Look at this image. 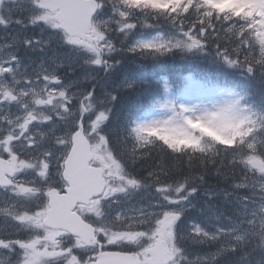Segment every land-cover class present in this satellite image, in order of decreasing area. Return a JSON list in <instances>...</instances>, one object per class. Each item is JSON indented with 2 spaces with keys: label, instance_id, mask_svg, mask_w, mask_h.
I'll return each mask as SVG.
<instances>
[{
  "label": "snow or ice",
  "instance_id": "1",
  "mask_svg": "<svg viewBox=\"0 0 264 264\" xmlns=\"http://www.w3.org/2000/svg\"><path fill=\"white\" fill-rule=\"evenodd\" d=\"M134 13L166 19L177 38L130 52L195 50L264 77V0H0V264L264 258V114L239 100L198 115L181 107L117 141L115 94L102 99L94 76L66 79L81 68L106 73L113 35L151 26ZM209 174L231 191L207 186ZM220 194L229 228L180 231L198 195L207 205ZM185 240L214 250L190 256Z\"/></svg>",
  "mask_w": 264,
  "mask_h": 264
},
{
  "label": "trees",
  "instance_id": "2",
  "mask_svg": "<svg viewBox=\"0 0 264 264\" xmlns=\"http://www.w3.org/2000/svg\"><path fill=\"white\" fill-rule=\"evenodd\" d=\"M147 15L151 16L150 14ZM157 19L160 20L162 18L157 17ZM185 55H186V51L182 53L180 57L178 56L176 57L175 54H168L165 63L161 64L162 71L165 74H167V76L169 77L170 82L172 83L173 90L185 89L186 87L185 78L189 73H191L204 86L215 85V86H221L225 89H233L237 92H240L241 97L239 101L241 107H248L254 112H257L259 114H264V77L260 76L259 74L255 76H248L242 73L239 69L229 67L221 62H217L210 55L205 53H200L195 50L191 51L187 58ZM113 82L115 83L116 80H113ZM111 90L116 91L114 92V94L116 95V99L115 101H113V105H111L112 113L110 120L115 121L116 119L115 115L118 113L116 108L120 106L123 101H126L125 105L123 106L125 107V109H123V112L120 114V117L122 121L129 122L130 120L128 117L132 116V107L130 100L126 99L125 94H131L132 90L128 89L125 91V93L124 91L119 90V88H117L116 90L115 89H111ZM124 110L128 118L127 120L123 119L122 116ZM150 111L151 109H148L146 112H150ZM134 112L138 114L136 110H134ZM119 136L120 133L118 132L114 134V137L117 141L119 140ZM206 181H207V186H216L214 188L215 191H219L220 188H225V190L228 189V191H231L230 188L222 184L217 177L211 174H209L206 177ZM241 194H246V193H241ZM223 202L224 201L222 196H218L214 200H212V203L215 206H219V207L223 206L222 204ZM224 209H226V206H224ZM221 212L222 210H220L218 213ZM183 245L186 247L188 254H190L191 248L194 247L186 243H183ZM251 259L253 261V264H264V258L262 257L255 256ZM216 264H247V261L240 260L238 256L228 255V256H222L216 262Z\"/></svg>",
  "mask_w": 264,
  "mask_h": 264
},
{
  "label": "rangeland",
  "instance_id": "3",
  "mask_svg": "<svg viewBox=\"0 0 264 264\" xmlns=\"http://www.w3.org/2000/svg\"><path fill=\"white\" fill-rule=\"evenodd\" d=\"M106 18H107V16L104 17V19H106ZM157 37H163V36H161L160 34L156 35L154 38H143V36H140V39L141 40H152V39H155ZM164 39H170V38L166 37ZM136 70H137V72H141V69L137 68ZM119 71H120V73H118V76L125 72V74H122L123 78H127L129 76V72L130 73H136L133 67L131 69H129V67L126 65L122 66V68ZM101 88L106 89V87H104L102 85H101ZM235 98H236V95L233 91H226L224 89H218V88L203 90L199 87V85L190 81L188 92L186 94V97L183 99V102H181V104L186 109L188 108L187 109L188 114L198 115V114H202V113L207 112V111H213L217 107H220V106L224 105L225 103H229V102L234 101ZM168 102L165 103V105L162 106V108H160V110L157 111L155 114L151 115L150 117L146 118L145 120H141L139 122V124L151 123L154 121L155 122H162V121L168 120L170 118H174L175 113H174L173 109H175V108L172 106V101L170 103H168ZM205 127H207V126H205ZM208 129H210V128H208ZM210 130H212V129H210ZM212 131H214V130H212ZM221 196H222V194H221ZM196 203H197V208L194 210L197 211L199 214H206L209 210H213V208H214V212L210 215V217L213 218L214 224H210V223L207 224L206 229L208 231H215V229L218 227L219 228H229L231 226L229 220L227 219V217L231 214V207L229 206V209H227V204H228L227 202L222 203L223 206H226V209L222 208V206H220L218 208L217 206L211 205L210 201H208L207 205H206L204 197L201 199H196ZM197 209H202L203 211H198ZM216 209L222 210V211L224 209V212H223L224 220H222V218L217 217V213L215 212ZM197 219H199V218L197 217ZM189 224H197V223H195L193 220H189V222H186V224H184L180 228V231L183 233V231L187 228V226ZM205 254H208V253H196V254H194V256L205 255ZM191 256H193V255L191 254Z\"/></svg>",
  "mask_w": 264,
  "mask_h": 264
},
{
  "label": "bare ground",
  "instance_id": "4",
  "mask_svg": "<svg viewBox=\"0 0 264 264\" xmlns=\"http://www.w3.org/2000/svg\"><path fill=\"white\" fill-rule=\"evenodd\" d=\"M118 73H120V71H117V72H115L110 78H109V80L107 81V82H105V83H103L102 84V86H104V87H108V88H110V89H117V88H119V90H121V89H123V88H125V82H126V79L125 78H123V77H118L117 75H118ZM122 74H125V72L124 73H122ZM116 80V82L114 83L113 82V80ZM90 85L86 82V83H84L83 85H81L80 87H84V88H87V87H89ZM129 88H125V91L126 90H128ZM104 93H101L100 94V96L101 97H104V95H103ZM228 190V189H227ZM226 190V191H227ZM217 192H219V191H217ZM221 195V194H220ZM222 208H224V206H222ZM191 217L192 218H197L195 215H191Z\"/></svg>",
  "mask_w": 264,
  "mask_h": 264
},
{
  "label": "clouds",
  "instance_id": "5",
  "mask_svg": "<svg viewBox=\"0 0 264 264\" xmlns=\"http://www.w3.org/2000/svg\"><path fill=\"white\" fill-rule=\"evenodd\" d=\"M217 147H219V145Z\"/></svg>",
  "mask_w": 264,
  "mask_h": 264
}]
</instances>
